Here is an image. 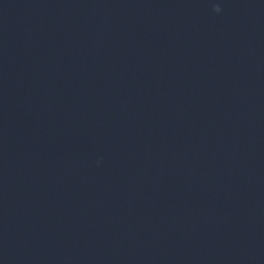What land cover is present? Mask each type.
<instances>
[{
  "label": "clouds",
  "instance_id": "clouds-1",
  "mask_svg": "<svg viewBox=\"0 0 264 264\" xmlns=\"http://www.w3.org/2000/svg\"><path fill=\"white\" fill-rule=\"evenodd\" d=\"M212 10H213L215 13H221V12L223 11V9H222L220 3H214V4H213V7H212Z\"/></svg>",
  "mask_w": 264,
  "mask_h": 264
}]
</instances>
